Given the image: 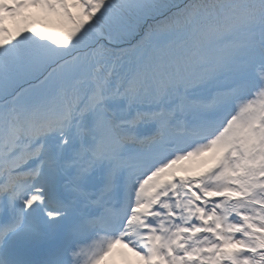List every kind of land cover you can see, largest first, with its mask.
<instances>
[{
  "label": "snow or ice",
  "instance_id": "6c2138e0",
  "mask_svg": "<svg viewBox=\"0 0 264 264\" xmlns=\"http://www.w3.org/2000/svg\"><path fill=\"white\" fill-rule=\"evenodd\" d=\"M0 264H264V0H0Z\"/></svg>",
  "mask_w": 264,
  "mask_h": 264
},
{
  "label": "rangeland",
  "instance_id": "374dc122",
  "mask_svg": "<svg viewBox=\"0 0 264 264\" xmlns=\"http://www.w3.org/2000/svg\"><path fill=\"white\" fill-rule=\"evenodd\" d=\"M26 15H29V16H31L33 18H39L41 14L39 13V11L37 9H30L26 13ZM8 26H9L10 31H15V27H14V25L11 22H9ZM129 258H130V254H129Z\"/></svg>",
  "mask_w": 264,
  "mask_h": 264
},
{
  "label": "bare ground",
  "instance_id": "6f19581e",
  "mask_svg": "<svg viewBox=\"0 0 264 264\" xmlns=\"http://www.w3.org/2000/svg\"><path fill=\"white\" fill-rule=\"evenodd\" d=\"M130 258H131V260H133V261L135 260V258H134V257H131V254H130Z\"/></svg>",
  "mask_w": 264,
  "mask_h": 264
}]
</instances>
